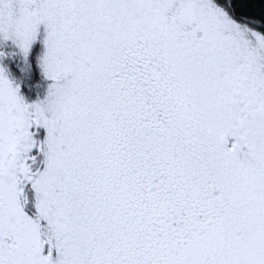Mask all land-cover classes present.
<instances>
[{"label":"snow or ice","instance_id":"obj_1","mask_svg":"<svg viewBox=\"0 0 264 264\" xmlns=\"http://www.w3.org/2000/svg\"><path fill=\"white\" fill-rule=\"evenodd\" d=\"M0 264H264V0H0Z\"/></svg>","mask_w":264,"mask_h":264}]
</instances>
